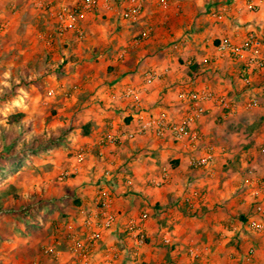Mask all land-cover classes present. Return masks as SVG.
<instances>
[{
	"label": "rangeland",
	"instance_id": "obj_1",
	"mask_svg": "<svg viewBox=\"0 0 264 264\" xmlns=\"http://www.w3.org/2000/svg\"><path fill=\"white\" fill-rule=\"evenodd\" d=\"M40 1L46 2V0H0V264H76L84 257L89 259L92 264H112L114 259L124 254L125 250L128 253L126 256L133 260L134 264H264V261H261L262 259L264 260V221H261L263 224L261 231L250 227V223L253 220H257L255 218L257 201L261 198L264 204V189L259 191L258 197L252 192L257 188H261L264 184H257L255 179H249V182L244 183L249 168L254 170L253 176H257L264 182V162H261L264 156L261 155L260 150L257 153L255 152L257 154L256 162H243V160L237 161L231 158L229 159L231 161L227 165L225 164L226 167L221 168L220 172H218V169L215 170V181L213 183L207 182L206 179L201 182L203 178L209 175L207 169L212 162L205 166L193 167L187 160L186 162H188L190 168L183 172H178V170L174 169L176 166L173 162L178 160L176 152L182 154V158H188L191 153H202L206 148L205 144L200 142L192 149L186 147L183 142L174 139L169 132L165 133L164 136H157L151 130L139 134V136L146 134V138L149 139L148 142L152 143L150 144L151 148L146 150V155L150 156L151 161L155 160L156 162L159 159L158 154L154 155L157 151H155L153 145L156 146L158 142H161L160 140H162L161 143L163 145H167L168 149L167 153L163 151L165 153L161 158V160L163 159L162 162H164L163 166H158L160 168L165 167V169H162V171L157 169L155 174L148 179L149 192H152L153 196L160 191L168 192V198L165 200L167 201L165 204L167 209L176 207L182 214V208L185 206L184 200L182 199L180 202L182 207L179 206L174 202V198L169 195L170 192L178 191L181 192L182 196L183 194L184 196H190V200L195 199L192 204L195 203L198 206L197 203H199L197 208H200L205 198L201 199L198 197L200 196L199 192L203 196L204 194H209L212 190L214 192V190L219 189L217 193L222 194L221 196L230 194V197L222 201L224 202L223 206L227 205L228 208H232L236 206V203L239 205L244 203L245 207L241 208L238 205L239 208L234 209L236 215L230 221V223L238 222L240 213L247 215V221L239 229L232 228L225 235L211 239L212 241L209 244H205L207 247L201 244L198 236L184 233L177 234L166 228L168 223L162 225L160 229L154 226V228L152 227L153 230L145 231L144 219L149 217L145 213L139 212L140 214L134 215L133 218H122L121 215L107 210L106 207L109 201H107L106 194L110 190L111 194L109 195L112 197V194H116V192L113 191L114 189H104V186L99 188L98 186L101 185V182L99 185L94 182L90 186L84 187L85 191L90 190V188L94 190L95 193H92L94 196L93 200L88 206H85L84 210L82 209L83 215L80 219H67V224L64 226L63 220L58 218L57 213L61 206L72 205L71 202L74 198L71 192L63 190L64 183L68 179L83 178V173H80L83 171L84 162H88L92 153L83 146L81 138L85 127V118L83 116H86V114L90 116L94 114V111L98 110L107 111L115 106H113V100L102 102L100 96H90L88 89H86L87 87L81 86L79 88L78 85L82 81L75 80L79 76L77 72H68L66 74L62 72L64 69H70L69 64L72 61L78 60L75 50L65 51V48L61 46L59 53L50 56L41 51L40 54L34 57V60L33 56L20 53L17 50L16 47L21 41L18 43L14 41L11 34H14L11 30L13 29L11 25L14 24L13 21L18 16L24 18L25 22L27 18L32 20L42 17L49 20L52 17L50 10L39 6ZM108 1L112 2L114 7L121 2V0ZM179 1L183 7L177 10L175 21L170 22V25L162 21L159 22V19L155 20L166 9H172L175 12L177 8L169 0H164L166 8L158 6L156 2L154 5L151 3L149 7L150 0H146L143 12L136 20L117 18L123 22L126 29L133 30L126 46L130 47L134 53H136L137 49L142 48L143 50L156 53L158 57L162 55V58H158L153 54L147 60L154 61L158 58V65L168 68L167 74L170 75L175 73V71H179V73L183 72L181 77H184L186 71L189 73L191 67L188 66L192 62L196 65V69L201 70L198 77H193L189 73L194 79L188 81V78L185 77L184 79L187 80V83L166 86L168 88L164 90L166 91L165 94L155 98L157 100L155 104L153 99L150 100L145 95L142 97L140 106L132 101L134 103L133 106L139 108L137 115L140 121L144 117H155L160 114H165L169 122L174 123L181 120L186 111L190 109L188 102L179 98L181 89H198L206 84L210 86L209 88L213 87V90H219V87L228 89V78L224 74L227 63L222 60L224 59L223 57L220 58L215 52L204 49L203 53L193 55L195 56L193 58L194 61L188 63L179 54L180 47H184L187 39L185 34H188L192 29L195 11L189 5V7L185 6L189 0ZM54 7H57V3L53 4L52 9ZM199 10L195 11L197 12L196 16L198 17L201 14L203 18L198 19L197 23L210 22L212 16L216 18L222 16L225 20L231 19V21H234V13H231L230 9L225 6L202 7ZM244 12L242 16H247L246 11ZM106 17L101 12L98 13V18L102 22H104ZM180 17L184 19L183 22ZM245 18L247 19V17ZM246 22L243 23L250 28L248 33L255 32L264 37V27L262 25H258L259 29H262L260 31L256 29L255 25L252 26V24ZM32 25L34 24L32 23ZM50 25L52 30L55 31V33L52 32L51 35H47L51 39V44L62 42L60 37L58 38L61 34L55 29L57 27L53 25L52 20ZM77 25L79 31L73 32L74 29L68 32L70 37L73 38L72 40H76V43L78 41L89 42L87 32L92 30L93 25H82L80 22ZM106 28L108 29V27ZM143 34L146 35L144 36ZM161 34L164 35L163 38L165 40H156ZM173 34L179 37L178 48L172 46V42H175L171 39ZM201 38L202 36L199 35L194 40L198 43L207 41L206 37L203 40ZM223 38L226 37L213 38L207 41L203 48L206 47V44L212 45L216 40ZM160 42L162 43L160 44ZM165 46L173 51L170 52L171 54L168 53L169 56L165 53L167 51L164 48ZM123 47L124 45H121L119 51H122ZM61 58H64V62ZM205 58L208 59L207 62L204 61ZM227 59L234 63L231 57ZM126 60H128V63L135 62L133 56L130 61L129 59ZM61 62H63L62 65ZM146 64L145 62L143 68L139 71V76L135 79V85L132 87L134 90L142 91V94L147 93L149 89L150 91L154 89L152 85L147 90L141 88L143 84L141 80L144 73L148 68L150 70L153 68L152 64L151 66ZM56 66L60 68V72L57 70L51 71V68H56ZM49 68L50 71L48 70ZM77 71L79 72V70ZM232 76L234 75L232 74ZM235 81V84L238 83L237 80ZM241 83L236 84L237 90L233 88L227 95L228 103L230 104L227 109L228 112L220 113L222 108L217 106L218 111L213 114V118L210 120L214 122L211 124L213 128H211L213 130L212 135L215 138H223L222 142L224 143H221L222 146H229L231 152L240 151L242 149L240 147L241 144L238 143V139L235 137L221 135L219 131L220 124L223 123L229 130L241 131L242 133L247 132L250 122L257 124L254 136L247 135V133L245 135V137L247 136V142L250 140L249 144L250 142L254 144V141L264 134L263 110L247 106L249 97L255 95L264 86V77L258 78L256 76L253 80L241 79ZM120 84L122 87L126 82ZM17 112H23L24 117L21 123L17 124L19 127H16V129L20 130L22 126L28 125L29 130L20 133L15 139H12L11 136L6 139L2 134V127L9 128L7 118ZM229 112L230 114H228ZM205 115L207 113L203 116ZM120 116H123V114L120 113ZM219 118H222L223 121H218ZM200 119L195 121L194 125L202 131L203 125H201ZM141 124L139 122L137 124L138 127ZM138 127L134 130L136 136H138L139 132ZM66 132L68 135L65 134ZM203 136L205 137L204 133ZM126 139L128 138H123L122 141ZM214 146L213 144V146L208 145L207 147L211 149L210 151H214ZM80 153H82V157L78 160ZM7 155L11 156L10 160L7 159ZM251 163L253 165H250ZM73 164H76L77 170L71 173ZM65 172H68V175L61 178ZM105 174L108 175L109 173ZM155 176L159 184L153 181ZM172 177L176 178L177 181L176 179L172 180ZM218 178L221 181L227 180L229 182L219 186ZM103 191H105V195L102 194ZM99 194L100 196L102 194V197H98ZM51 196L53 197L52 200L49 199ZM179 196L181 197V195ZM65 198L69 200H65ZM211 202V198L206 200L208 205ZM107 216L113 217L112 223L108 226L105 225ZM192 216L194 218L199 217L197 213ZM130 219L140 222L142 226L145 234L142 245H137L132 236L126 231L127 222ZM87 220L90 222L87 223ZM118 225L119 231L115 229V226L117 227ZM116 231L118 232L117 237L111 244L113 246V249L110 250L112 253L110 252L106 256L104 253H107V246L102 244L106 241V236L112 233L115 234ZM167 233H169L174 242L173 249L170 244H166L163 241V237ZM257 244H260V246ZM152 245V250H149ZM144 246H147L148 249ZM46 249L49 252H46ZM191 251H196V255L192 254ZM147 252H150L149 255H146ZM214 256L220 261L212 259ZM108 257L110 259L107 260ZM150 257L153 258L151 261ZM58 258L62 261L60 262ZM155 258H157L156 261H154Z\"/></svg>",
	"mask_w": 264,
	"mask_h": 264
},
{
	"label": "crops",
	"instance_id": "obj_2",
	"mask_svg": "<svg viewBox=\"0 0 264 264\" xmlns=\"http://www.w3.org/2000/svg\"><path fill=\"white\" fill-rule=\"evenodd\" d=\"M169 1L172 5H174L175 8H177L175 9V12H173L172 9H166L163 12L164 15L161 14L160 17L157 16L155 20L159 19V22L162 21L164 23H169L170 25V22L175 21L174 18L176 16L177 10L183 6L179 0H173L172 2L171 0ZM155 2L158 4V6L166 8L164 0H150L149 7L151 3H153L154 5ZM250 4L254 5V9L248 10V5ZM107 5V7H101L95 12H88L83 19L79 20L82 25H93L92 30L87 32L89 42L78 41V43H76V40H72L73 38L70 37L68 32H66L61 34V36H58V38L60 37V41L62 42L51 44V39H49L48 36L51 35L52 32L55 33V31L52 30L50 21L42 17L32 20H29L27 18L25 22L24 18L18 16L13 21L14 24L11 25V27L13 28L11 30L12 32H14V34L11 33L14 41H16L17 43L21 41V43L16 47L17 50L20 53L33 56V60L35 56L41 53V51L50 56L52 54L59 53L61 51V46L65 48V51L70 52L75 50V55L78 56V60L72 61V63L69 64L70 69H64L62 72L64 74L68 72H77V75L79 76H77L75 80L82 81L81 84L78 85L79 88H81V86H85V88L87 87L86 89H88V94H90V96H100L102 98V102H109L110 100L114 101L113 106L115 107L112 109H108L107 111L98 110L96 112L94 111V114H91L90 116H87V114L86 116H83L85 118L84 128H86L87 131L84 132L83 135H81V138L83 140V146L92 153L90 154L88 162H84L83 171H80V174L83 173V178L76 180L68 179L64 183L65 186L63 187V190L71 192L73 196L78 199V203L73 205V203L71 202L73 206L71 204L61 206L57 213L58 218L63 220L62 223L64 224V226L67 224V219H80L83 215L85 206H88V204L94 198L92 193H95L91 188L90 190L87 189L88 191H85L84 187L90 186V184L94 182L99 185V183L101 182V185L98 186L99 188L104 186V189L109 190L110 188L114 189L113 191L116 192V194H112V197H110L109 195L111 194L110 190L108 194H106L105 191L102 192L103 195H107V201H109L106 207L108 211L111 210L114 212V214L121 215L122 218H133L134 215L143 212L147 216H149L148 218L144 219L145 231L149 232L150 229L153 230L154 226L159 227L158 229H160L162 225L168 223L166 228H169L171 231L177 234L184 233L187 235L192 234L198 236L199 240H201V244L207 247V245L205 244H209L212 241L211 239L225 235V233H228L229 230H232V228L239 229L240 226L243 225V223L246 221L239 220L236 223H230V221L233 220V217L236 215L234 209L239 208V204L237 203L236 206H233L232 208H228L227 205L223 206L224 202L222 201L230 197V194H223V196H221L222 194L217 193L219 189L214 190V192L212 190L211 192H209V194H204L203 196L201 195V192H199L200 196H197L201 199L205 198V200L203 201L202 206L200 208H197L199 207V203H197L198 206H196L195 203L192 204V201H195V199L190 200V196H184L183 194V197L181 192L178 191L173 193L170 192L169 195L174 198L175 203L181 206L180 202L183 199L185 206H183L182 208V214L176 207H171V209L168 210L166 207L167 205H165L167 203V201L165 200L168 198V192L166 193L160 191L158 194H155L153 196L152 192H149L147 185L149 177L155 174V171H157V169H160V171H162V169H165V167L160 168L158 166H163L164 162H162L163 159L161 160V158L165 154L163 153V151L168 152V149L166 147L167 145H163L161 143L162 140H160L161 142H158L156 146L153 145V147H155V151L158 152L154 153V155H159V159H157L155 162V160H150V156L146 155V150L151 148L150 144H152L148 142L149 139L146 138V134L139 136V134L141 133L138 132V136L135 135L136 137L128 138L124 141H122V137L120 141H116L115 143L110 140L111 135H121L125 132L134 131L138 127L137 124L139 122L142 123L144 119H146L144 117V119H142L141 121L139 120L137 115V110H139V108L133 106L134 103L132 102V100L122 96L124 89L128 86H130L131 88L134 87L135 79L137 78V76H139V71L143 68L145 62L147 63V66H151L152 64L153 68L151 69H164V67L158 65L159 62L157 61L158 58H162L161 54V56L158 57L156 53L143 50L142 48L137 49L136 53H134L131 51L130 47L126 46V44L129 42L133 30L126 29L123 22L117 19L119 17L121 18L120 4L114 7L112 2L109 1ZM188 5L194 8L195 11H200L199 9L202 7L212 8L225 6L230 9L231 13H234V21L228 19L230 21L229 24V21L222 18V16H218L217 18L212 16L210 22L197 23L198 19H202L203 17L201 14H199V16L197 17V12L194 11L192 29L188 34H185V37H187V39L185 40L186 42L184 43V47H180L179 49V54L183 58H185L188 63L194 61L193 58H195V56L193 55L203 53L204 49H208V51L211 50V52H215L216 54L215 42H213L212 45L206 44V47L203 48L205 43L213 38L226 37L233 40L243 39L248 34V31L250 29L247 24L244 25L243 22L245 21L252 24V26L255 25L256 29L260 31H262V29H259L260 27L258 25H262L264 27V0H189L186 2L185 6L189 7ZM184 11H186V9H184ZM244 11H246L247 16H242V14L245 13ZM99 12L107 16L104 19V22L99 20ZM245 17H247V19ZM181 20L182 22L184 21V19ZM32 23L34 25H32ZM105 26L108 27V29ZM161 35L156 40H165L163 38L164 35ZM199 35L202 36V40L206 37L207 41H204L202 43L195 42L194 38L199 37ZM172 36L173 38L171 39L175 41L172 42V46L178 48L179 37L178 35L175 36V34H173ZM161 43L162 42H160V44ZM121 45H124V47L122 51H119ZM164 48L167 50L165 52L167 53V55L168 53L171 54L170 52H173L166 46ZM153 54L158 58L154 61L147 60L149 56ZM132 56L135 62L128 63V60L126 59H129L130 61V58ZM227 58L228 57L222 60L227 63V66H225L224 74L227 75L228 78V89L226 90L219 87V90L217 89L216 91H222L228 95V93L233 88H236L235 90L238 89L236 84L241 83V79H245L246 77L245 80H253L254 78H256V76L258 78L264 77V70L260 72L243 73L241 71V65L239 64V62L234 60L233 63V61ZM61 59L64 62V58ZM63 62H61V65ZM228 64L230 65L228 66ZM188 67H191V69L189 68V73H191L193 77L200 76L199 73H201V70L199 71L198 69H196V65L194 64V62H192V64ZM165 68L166 73L159 80H156L152 84V86H154V89L152 91H150L149 89L147 93L145 92L142 94V96L145 95V97H148V99L150 100L153 99L154 104L157 102L155 98H157L161 94H165L166 91L164 90H166L169 86H173L174 84L187 83V80L184 79L185 77L188 78V81H190V79H194L191 75H189L188 71H186L184 77H181L183 72L179 73V71H175V73H171L169 75L167 74L168 68ZM51 69V71L57 70L60 72V68L58 66ZM48 70L50 71V68ZM77 70H79V72ZM148 70H150V68H148ZM232 74L234 76H232ZM143 79L141 80V83L143 82ZM235 80H237L238 83L235 84ZM122 82H126V84L121 87L120 83ZM241 85L243 84L241 83ZM205 86L210 87L208 84H206ZM217 108L218 107H214L210 109L207 112V115L203 116L200 119V123L204 127L201 128L205 135L203 143L206 147L208 145H215V149L214 151H212V164H210L207 169V173L209 175L203 178L201 182L206 179L207 182L213 183L215 181V170L218 169V172H220L221 168L226 167L225 164L227 165V163L231 161L229 160L231 158H234L237 161L243 160V162H256L257 154H255V152L257 153V151H259V146L264 141L263 134L262 137L254 141V144H252L253 142H250L249 144L250 140H248L247 142V136L245 137L246 133L247 135L251 136H254V133H256L255 126L257 124H255L254 122H250L251 124L250 126H248L246 133H242L241 131L239 132L229 130V128L222 123L220 124L219 129L221 135L235 137L236 139H238V143L241 144L240 147L242 149H240V151L231 152L229 146L226 145L225 147H223L221 143H224L222 142V140L224 139H220L218 137L215 138L212 135L213 128L211 127V124L213 121L210 120H212L213 114L218 111ZM258 109H262L264 112V108ZM225 111L228 112L226 109L224 111L221 110L220 113L223 114ZM120 113H122L123 116H120ZM228 114H230V112ZM218 121L223 120L222 118H219ZM65 134L68 135L67 132ZM218 140L219 142H217ZM175 154L178 158V162H173L176 166V168L174 167V169L178 170V172H183L187 168H190V166H188V162H186L188 158H182V154L178 152H176ZM261 155L264 156V154ZM261 162H264V158L263 160H261ZM250 165H253V163H251ZM105 173L109 174L106 175ZM174 177H172V180L176 179ZM157 180L155 176L153 178V181L157 182ZM218 180L219 186L221 184L229 182L227 180L221 181L220 178H218ZM174 188H176V186H174ZM123 189H125V191H123ZM49 194H51V192H49ZM102 194L101 196L99 194L98 197H102ZM179 195H181V197ZM210 198L212 199V202L210 205H208L206 203V200ZM49 199L52 200L53 197L51 196V198ZM243 205L244 203L239 206L243 208L245 207V205ZM196 213L199 215L198 218H194V216H192L196 215ZM243 215L247 217V215ZM115 229L119 231V225L117 227L115 226ZM117 231L115 232V234L112 233L106 236V241L102 244H106L107 246V253H104V255L106 256H108L110 252L112 253V251H110L113 249V246L111 244L113 243L115 237H117ZM165 236L170 237V245L172 246L174 242L169 233H167ZM257 245L260 246V244ZM144 247L148 249L147 246ZM152 247L153 245L149 247V250H152ZM125 251L123 255H121L117 259H114L112 264H134L135 262L128 256H126V254L128 253ZM149 253L150 252H147L146 255H149ZM139 255L137 256L138 261ZM108 259L110 258L108 257L107 260ZM152 259L153 258L150 257V261ZM156 259L157 258H155L154 261H156ZM212 259L220 261V259L215 256ZM59 261L61 262L62 260L59 259ZM261 261L264 260L262 259Z\"/></svg>",
	"mask_w": 264,
	"mask_h": 264
},
{
	"label": "built area",
	"instance_id": "obj_3",
	"mask_svg": "<svg viewBox=\"0 0 264 264\" xmlns=\"http://www.w3.org/2000/svg\"><path fill=\"white\" fill-rule=\"evenodd\" d=\"M108 2V0H46V2L40 1L39 6H42L46 10H50L52 17L57 21L58 31L62 33L67 29H76L79 31L77 22L83 19L88 12H95L101 7H107ZM145 2L146 0H121V18L125 20H136L143 12ZM54 3H57V7L52 9ZM248 8L254 9V5L250 4ZM215 50L218 57H231L233 60L239 62L243 73H253L264 70V37L255 32L248 33L241 40L223 38L215 46ZM204 61L207 62L208 59L206 58ZM165 73L166 68L146 71L144 73L141 88L147 90L150 85L156 80H159ZM122 96L132 100L138 106L142 103V91L137 89L134 90V88L130 86L124 89ZM179 98L188 102L190 105V109L186 111L181 120L174 123L169 122L165 114L148 117L144 119L138 131L144 133L151 130L157 136H164L165 133L169 132L174 139L183 142L186 147L193 149L198 143L204 141L203 132L195 127V121L200 119L214 107L221 106L222 110H226L230 107V104L228 103L227 94L225 92L216 91L207 86L198 89H181ZM247 106L250 108H264V86H262L255 95L249 97ZM135 135V131L125 132L121 135H111L110 140L115 143L116 141H120L122 137L132 138ZM210 150L209 147H206L202 153H191L188 157L189 164L193 167L207 165L213 159V153ZM259 150L264 154V141L259 146ZM81 157L82 153L78 155V160H80ZM71 168L72 171L70 172H75L77 170L76 164H73ZM66 175H68V172L63 173L61 178ZM246 175L244 183L249 182V179H255L257 184H264L263 180L257 176H253L254 170L252 168L247 170ZM157 183L159 184V182ZM263 189L264 185H262L261 188H257L252 193L258 197L259 191ZM255 210L259 214H264V204L261 198L257 201ZM112 221L113 217L107 216L105 225H110ZM86 222L89 223L90 221L87 220ZM250 227L254 230L261 231L263 229V224L259 220H253L250 223ZM126 231L132 236L137 245H142L144 243L145 234L140 222L130 219L127 222ZM163 241L166 244H170V237L164 236ZM45 251L49 252L48 249ZM191 253L196 255V251H191ZM76 264H92V262L84 257L76 262Z\"/></svg>",
	"mask_w": 264,
	"mask_h": 264
},
{
	"label": "trees",
	"instance_id": "obj_4",
	"mask_svg": "<svg viewBox=\"0 0 264 264\" xmlns=\"http://www.w3.org/2000/svg\"><path fill=\"white\" fill-rule=\"evenodd\" d=\"M51 20H52V22H53V25H55V27H57V28H55L56 30H57V32L59 33V34H62V33H64V32H71L70 30H74V29H67V30H65L64 32H59L58 31V25H57V21H56V19L54 18V17H50V19H49V21H50V23H51ZM53 20H55V21H53ZM54 22H55V24H54ZM78 22H80V21H78ZM77 22V23H78ZM52 27V26H51ZM77 30L75 29L73 32H76ZM78 34H79V32H78ZM80 35V34H79ZM61 36V35H60ZM220 42V40H216L215 41V45H217L218 43ZM63 64V63H62ZM24 117V113L23 112H17V113H13V114H11V115H9L8 116V118H7V121H8V126H9V128H4V127H2V131H3V136L7 139L8 137H10L11 136V138L12 139H15L16 137H17V135H20V133H22V132H25V131H28L29 130V126L27 125V126H22L21 128H20V130H17L16 129V127H19V126H17V124H20L21 123V120H22V118ZM87 131V129L86 128H84V132H86ZM1 147H2V144H1ZM7 159H11V156H8L7 155ZM174 162H178V160H175ZM15 198L17 199V197L15 196ZM65 200H69L68 198H65ZM72 203L73 204H76V203H78V199L77 198H73L72 199ZM255 212L257 213L256 214V217L255 218H257V220H259V221H264V218H262L263 216H264V214H259L256 210H255ZM242 214V213H241ZM241 214H239V217H240V220H246L247 221V217L246 216H244L243 214L241 215ZM171 248L173 249V245L171 246Z\"/></svg>",
	"mask_w": 264,
	"mask_h": 264
}]
</instances>
